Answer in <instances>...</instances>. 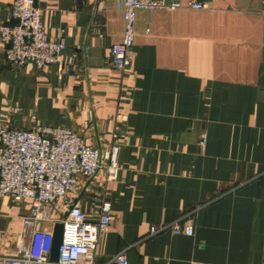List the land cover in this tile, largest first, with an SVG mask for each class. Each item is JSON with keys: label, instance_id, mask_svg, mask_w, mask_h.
Instances as JSON below:
<instances>
[{"label": "crops", "instance_id": "crops-1", "mask_svg": "<svg viewBox=\"0 0 264 264\" xmlns=\"http://www.w3.org/2000/svg\"><path fill=\"white\" fill-rule=\"evenodd\" d=\"M14 1L0 0V24ZM122 1L37 0L67 49L37 70L13 67L0 43V128L28 129L35 115L105 150L118 136V180L102 171L72 195L92 221L111 202L97 264L123 251L128 264H264L262 1L141 10L132 63L119 71L108 61L124 35ZM28 213L0 195V256L17 255ZM61 222L53 213L38 229ZM174 223L180 231L151 235Z\"/></svg>", "mask_w": 264, "mask_h": 264}, {"label": "built area", "instance_id": "built-area-1", "mask_svg": "<svg viewBox=\"0 0 264 264\" xmlns=\"http://www.w3.org/2000/svg\"><path fill=\"white\" fill-rule=\"evenodd\" d=\"M261 1L264 5V0ZM120 8L124 35L112 45L108 63L125 71L132 63L139 11L203 10L207 4L202 0H123ZM10 14L11 23L0 24V43L8 63L16 68L33 65L37 70L61 63L67 49L65 30L60 29L56 39L49 36L37 0H15ZM119 149L116 134L105 150L89 144L69 128L45 126L35 115L28 129L1 127L0 195L9 197L18 207H26L29 213L23 218L25 237L19 243L17 255L0 256V264H97L100 237L108 232L112 222L111 202L105 197L99 207V218L92 221L74 203L72 195L81 181L92 180L102 171L107 184L117 181ZM53 213L64 224L58 261L51 260L53 231L38 229L39 223L52 220ZM166 230L180 231L179 223L152 227L151 235ZM184 232L189 236L194 234L192 227ZM28 235H31L29 243ZM111 263L128 264L125 251L117 254Z\"/></svg>", "mask_w": 264, "mask_h": 264}, {"label": "water", "instance_id": "water-1", "mask_svg": "<svg viewBox=\"0 0 264 264\" xmlns=\"http://www.w3.org/2000/svg\"><path fill=\"white\" fill-rule=\"evenodd\" d=\"M68 216V213L65 214L64 219H66ZM54 241H53V248L51 253V260L52 261H58L59 259V249L63 241V233H64V224L57 223L54 226Z\"/></svg>", "mask_w": 264, "mask_h": 264}]
</instances>
